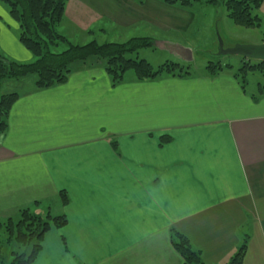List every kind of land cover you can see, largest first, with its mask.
I'll return each instance as SVG.
<instances>
[{
    "label": "crops",
    "instance_id": "crops-1",
    "mask_svg": "<svg viewBox=\"0 0 264 264\" xmlns=\"http://www.w3.org/2000/svg\"><path fill=\"white\" fill-rule=\"evenodd\" d=\"M221 7L68 0L58 31L75 45L148 38L159 66H186L189 51L230 65L217 59L227 56L220 43L234 48ZM19 34L0 1V54L35 62ZM231 66L142 81L129 71L114 85L107 61L91 58L48 89L37 75L0 82V100L18 96L0 133V219L30 208L68 220L45 235L34 264H183L173 231L204 264H229L245 244L243 264H264V94L243 89Z\"/></svg>",
    "mask_w": 264,
    "mask_h": 264
},
{
    "label": "trees",
    "instance_id": "trees-1",
    "mask_svg": "<svg viewBox=\"0 0 264 264\" xmlns=\"http://www.w3.org/2000/svg\"><path fill=\"white\" fill-rule=\"evenodd\" d=\"M10 9L11 17L20 28L19 39L23 46L34 56L35 62L18 63L6 59L0 54V82L6 79H19L37 75V87L48 89L65 84L71 73L70 66L75 62H86L91 58L107 61V73L114 85L124 80L127 72L135 73L137 80L156 79L164 74L183 77L190 74V67L179 63L167 62L158 68L138 58H129L139 50L152 47L148 38H134L125 43L100 44L92 41L85 45H75L61 35L58 28L64 18L68 0H0ZM167 4L190 9L197 4L224 5L228 17L237 26L255 28L260 25L257 12L262 8L264 0H164ZM65 45L62 52H53L59 46ZM207 71L216 75L224 70H232L231 65H221L220 62H209ZM263 73L264 62L250 64L243 58L242 66L236 70L235 77L243 89L248 84L249 73ZM18 96L11 94L0 100V133L6 131L9 112ZM258 99V98H257ZM256 100V99H255ZM172 139L161 137V144H168ZM115 145V144H114ZM62 204H69V197L61 192ZM66 216H53L51 213L38 214L27 208L20 211L17 219H0V264H34L41 253L45 235L51 228L61 230L66 227ZM65 249L68 250L63 239ZM172 244L183 258V264H204L198 252L193 250L189 240L173 231ZM13 247L12 261L7 263L5 247ZM246 244L231 259L229 264H243Z\"/></svg>",
    "mask_w": 264,
    "mask_h": 264
},
{
    "label": "rangeland",
    "instance_id": "rangeland-1",
    "mask_svg": "<svg viewBox=\"0 0 264 264\" xmlns=\"http://www.w3.org/2000/svg\"><path fill=\"white\" fill-rule=\"evenodd\" d=\"M4 3V2H3ZM6 4V3H5ZM221 8H217L216 10L222 12L223 14V20L224 23L223 24V29L225 30L226 34L228 35L230 40H227L225 42V45H229L230 47H235L238 45H254V46H260V45H264V3L262 8L257 12V15L259 17V19L261 20L260 25L258 27L255 28H245V27H241V26H237L233 23V21L228 17V13L226 10V7L224 5H221ZM117 34L114 33V36H110V38L115 39V41L117 40ZM222 41L223 38L222 36H219ZM107 39L109 38H101L98 37V40L103 42V41H108ZM97 40V38H96ZM129 40H123L122 43H125ZM224 42V41H223ZM105 43V42H103ZM217 44H218V40H217ZM66 49L65 45H61L59 46L57 49H52L53 52H62ZM149 50V51H148ZM141 49L139 50L136 54L133 55H129V58L132 59H140V60H145V59H151V61L154 63L152 66L154 68H158L160 67L159 63H161L159 60V58L156 55V57L154 58L153 53H151L152 49ZM200 52L202 54H206L208 55V52H204V50H200ZM160 54V53H158ZM187 55H182L180 57H187L189 58V53H186ZM149 57V58H148ZM151 57V58H150ZM153 57V58H152ZM193 59L187 63L184 64L186 66H190L191 65V69L193 71H203L204 68L207 66V63L209 61H213V60H208L207 58H204L202 56L199 55H195V52L193 51L192 54ZM207 57V56H205ZM186 58V59H187ZM217 59H220L222 61L223 64H230L233 65L235 67V69H239L241 67V58L239 56H235V55H227V56H221V57H217ZM250 64H254V63H250ZM135 73L134 72H129L127 74V76H134ZM247 91L249 94H256L261 95L262 92L264 94V74L263 73H249V75L247 76ZM259 85H261L262 90H260ZM14 250L13 247H5L4 252L6 255V260L7 263H10L13 259L11 251Z\"/></svg>",
    "mask_w": 264,
    "mask_h": 264
},
{
    "label": "water",
    "instance_id": "water-1",
    "mask_svg": "<svg viewBox=\"0 0 264 264\" xmlns=\"http://www.w3.org/2000/svg\"><path fill=\"white\" fill-rule=\"evenodd\" d=\"M220 49L221 52L226 55H240L245 59L264 62V45H238L232 49L224 50L223 43H220ZM188 53L189 58L185 57L187 59H185L184 63H189L193 59L192 52L189 51Z\"/></svg>",
    "mask_w": 264,
    "mask_h": 264
}]
</instances>
